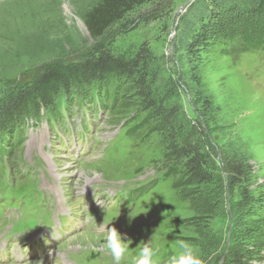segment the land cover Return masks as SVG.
Segmentation results:
<instances>
[{
	"label": "rangeland",
	"instance_id": "374dc122",
	"mask_svg": "<svg viewBox=\"0 0 264 264\" xmlns=\"http://www.w3.org/2000/svg\"><path fill=\"white\" fill-rule=\"evenodd\" d=\"M97 1L0 0V144L8 143L0 154V246L11 250V235L56 226L57 237L67 231L55 249L20 264H113L110 254L92 250L101 247L104 223L131 240L121 264H134L148 240L158 264L178 255L182 241L203 264H264V51L257 45L264 23L222 5L201 54L189 58L176 50L181 19L197 17L202 4L213 10L214 0H155L93 39L83 17ZM139 46L158 59L160 78L175 82L171 103L179 113L204 121L211 183L186 184L134 78L93 75L59 88L50 108L20 114L18 126L3 116L47 66H83L101 47ZM188 72L199 75V88ZM201 94L206 116L194 104ZM99 95L105 105L96 103ZM90 190L98 199L84 204ZM0 264L16 263L3 256Z\"/></svg>",
	"mask_w": 264,
	"mask_h": 264
},
{
	"label": "trees",
	"instance_id": "16d2710c",
	"mask_svg": "<svg viewBox=\"0 0 264 264\" xmlns=\"http://www.w3.org/2000/svg\"><path fill=\"white\" fill-rule=\"evenodd\" d=\"M154 1L98 0L84 15L83 23L89 36L99 39L113 24L124 21L134 10ZM214 4L211 6L213 10H205V6L202 4L204 11H201L197 17L191 15L181 19L182 24L178 29L176 50L182 51L184 56L196 58L201 54L206 36L211 31L212 22L217 21V9L222 5L231 4L228 10L237 11V15L242 13L249 17H256L258 21L264 23V0H214ZM193 7L197 9V6ZM262 28L260 32L264 36V25ZM237 37L241 40L242 36L238 35ZM246 40V38H242L244 46L250 42L248 40L246 42ZM257 45L264 51V40L259 41ZM157 60L147 46H139L134 50L126 51L117 47H101L97 51L96 59L89 61L86 65L47 66L44 74L35 79L30 88L18 96V100L7 106L3 116H9L10 119L16 118L12 123L15 122V126H18L20 114L26 113L29 108L36 114L40 108H50L51 100L59 88L66 91L71 84H83V81L87 82L93 75L109 77L112 74L134 78L136 94L142 100L145 110L150 113L158 127L167 133L169 156L181 163L186 184L189 186L207 185L212 182L213 176L201 150V141L205 137L206 126L201 119L195 118L192 121L186 118L179 113L177 105L171 103L173 92L176 91V84L174 81L170 82L160 78ZM187 81L190 85L200 87L201 79L194 72H188ZM96 103L105 105V96L99 95ZM208 103L207 98L202 94L199 101H194L195 105L199 104L203 109L202 114L205 116L209 108ZM9 138L14 141V134ZM5 142L0 144V154L6 149V145L8 147V143ZM14 144L15 142H13ZM231 172L236 177L240 175L237 166H233ZM241 262V259L236 258L233 264Z\"/></svg>",
	"mask_w": 264,
	"mask_h": 264
},
{
	"label": "clouds",
	"instance_id": "9594fccd",
	"mask_svg": "<svg viewBox=\"0 0 264 264\" xmlns=\"http://www.w3.org/2000/svg\"><path fill=\"white\" fill-rule=\"evenodd\" d=\"M114 215V214H113ZM109 224H101L97 226L98 234L100 232L106 233L103 238L100 249L93 247V251H104L110 254L113 264H121L128 253L130 239L126 234H121L116 227L108 228ZM127 240V242H125ZM180 248L182 251L176 255H170L164 260L163 264H203L202 259L197 254L196 250L188 243L181 242ZM157 248H154L152 242L148 240L144 242L143 246L133 256L134 264H158L155 257L157 256Z\"/></svg>",
	"mask_w": 264,
	"mask_h": 264
},
{
	"label": "bare ground",
	"instance_id": "6f19581e",
	"mask_svg": "<svg viewBox=\"0 0 264 264\" xmlns=\"http://www.w3.org/2000/svg\"><path fill=\"white\" fill-rule=\"evenodd\" d=\"M83 176H84V175H83ZM86 180H87V179H86ZM85 236H87V235H85ZM85 236H83V235L80 234V238H84Z\"/></svg>",
	"mask_w": 264,
	"mask_h": 264
}]
</instances>
